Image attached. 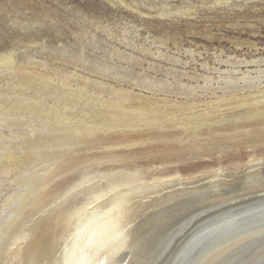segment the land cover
<instances>
[{
  "label": "rangeland",
  "instance_id": "1",
  "mask_svg": "<svg viewBox=\"0 0 264 264\" xmlns=\"http://www.w3.org/2000/svg\"><path fill=\"white\" fill-rule=\"evenodd\" d=\"M2 147L0 264L49 263L92 196L264 162V0H0Z\"/></svg>",
  "mask_w": 264,
  "mask_h": 264
},
{
  "label": "bare ground",
  "instance_id": "2",
  "mask_svg": "<svg viewBox=\"0 0 264 264\" xmlns=\"http://www.w3.org/2000/svg\"><path fill=\"white\" fill-rule=\"evenodd\" d=\"M21 166L19 155L0 149V175ZM128 189L114 203L99 206L108 191L55 216L58 234L42 264H264L263 161L202 177H153ZM10 198L22 203L18 193ZM30 239L16 232L7 258L19 257Z\"/></svg>",
  "mask_w": 264,
  "mask_h": 264
}]
</instances>
